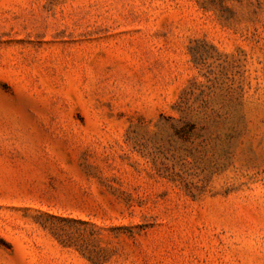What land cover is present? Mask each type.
<instances>
[{
    "label": "rangeland",
    "instance_id": "374dc122",
    "mask_svg": "<svg viewBox=\"0 0 264 264\" xmlns=\"http://www.w3.org/2000/svg\"><path fill=\"white\" fill-rule=\"evenodd\" d=\"M0 264H264V0H0Z\"/></svg>",
    "mask_w": 264,
    "mask_h": 264
}]
</instances>
